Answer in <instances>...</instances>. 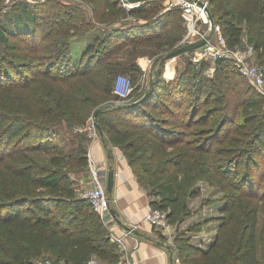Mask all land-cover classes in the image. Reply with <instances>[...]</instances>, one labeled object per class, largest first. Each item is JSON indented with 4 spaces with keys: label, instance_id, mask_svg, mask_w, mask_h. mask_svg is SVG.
Returning <instances> with one entry per match:
<instances>
[{
    "label": "trees",
    "instance_id": "16d2710c",
    "mask_svg": "<svg viewBox=\"0 0 264 264\" xmlns=\"http://www.w3.org/2000/svg\"><path fill=\"white\" fill-rule=\"evenodd\" d=\"M87 1L93 5L91 22L80 26L72 23L76 9L60 0L22 2L18 13L10 11L0 22V47L8 45L11 37L22 39L27 55L41 60L31 71L42 68L40 81L47 82V87L48 82L52 84L43 97L26 107L11 93L16 88L12 67L5 73V81L12 82L0 84V264L45 260L86 264L92 257L102 264H115L118 260V246L111 241L107 224L78 191L79 179L88 172L87 149L79 144L76 153H67L50 145L57 126L64 122L68 128L84 126L98 108L97 121L105 141L122 151L134 173L145 175L137 174V182L154 188L148 192L150 206L164 212L170 226L178 229L193 214L188 201L199 194H187L185 189L192 179L206 180L223 192L216 207L219 215L210 218L219 222L205 248L181 233L172 239L170 250L180 264H264L257 225L264 204V173H259V179L251 173L259 170L258 157L264 156V96L240 89L233 79L238 72L224 59L213 62L216 77L208 79L204 64L209 61L196 67L189 57L184 70L166 82L164 55H158L145 99L136 105H129L134 101L114 105L118 98L114 84L109 88L108 76L119 63L112 57L130 44L133 50L143 44L152 48L153 55L167 54L181 46L183 19L178 8L161 11L162 0H145L130 10L121 0ZM206 1L230 47L243 45L240 21L252 26L245 34L246 43L264 64V0ZM119 20L121 24H112ZM40 23L45 35L39 44ZM83 24L84 31L80 30ZM92 29L98 32L91 34ZM82 41L78 53L75 43ZM100 71L104 76L91 89H80L73 96L65 91L76 79ZM38 81L32 78L17 87L29 89L34 85L28 84ZM54 85L60 89L56 91ZM224 91L237 94L231 112ZM187 94L191 110L185 120L186 113L175 116V110ZM210 103L213 106L207 108ZM80 105L88 107L85 112ZM217 111L223 114L211 133L205 135L202 128L187 139L186 129L206 125ZM207 222L202 220L186 231L199 233ZM159 238L165 240L160 233Z\"/></svg>",
    "mask_w": 264,
    "mask_h": 264
},
{
    "label": "rangeland",
    "instance_id": "374dc122",
    "mask_svg": "<svg viewBox=\"0 0 264 264\" xmlns=\"http://www.w3.org/2000/svg\"><path fill=\"white\" fill-rule=\"evenodd\" d=\"M36 1H42V0H1L0 1V22L1 23L4 22L5 17L10 14V11L14 13H18L19 4H21L22 2L26 3V2H36ZM60 1L64 5L66 4L67 7H74L76 9L77 12L72 11L73 15L76 14L72 20V23L74 24L76 23L78 26H80L82 22H86V21L91 22V18H92L91 14H92V8H93L92 2H88L87 0H82V1L81 0H60ZM170 2L171 0H162L163 9L161 11L164 12L168 9L176 8L174 7V5H172L173 6L172 7ZM122 6H123V3H122ZM55 12L56 11H53L51 12V14H55ZM180 15H181V12H180ZM120 21L121 20H119L117 23L114 22L112 24H115V25L121 24L122 22L120 23ZM40 25L41 26H39L36 30V34H37L36 37H37L39 44H40V39L42 42V39L45 35V29H44L45 26L43 25V23H40ZM240 26L243 29L242 38L246 40L245 34L247 31L252 30V26L247 25L244 21H240ZM176 28L177 27H175V29ZM80 30H83V31L85 30L84 24ZM182 31H183V28H182ZM95 32H98V30L93 31L92 29L91 34ZM44 42L45 40L43 41V43ZM82 43L84 42L82 41L79 44L75 43V45H78L77 47L78 53L83 47ZM151 49L152 48H149L141 44L140 47L133 50L130 44V45H126L125 48H122L121 50L117 51L116 55L112 57V59L118 62L119 64H118V68L116 67L113 70V73H111L108 76L109 88H111L113 84L115 87L117 84H125V83L128 84L130 87L129 95L125 98L117 97L118 99H114V103H113L114 105H123L129 102L138 100L144 95L146 90L149 88V82L151 79L150 73H151L152 63L158 55H165L166 53V52L164 53L161 52L156 55H153L152 54L153 51H151ZM25 50L26 49L24 47V43H22V39L17 40L12 37L8 39V45L6 46L1 45L0 47V84L1 86H8L10 82H12V81H9V82L5 81L6 70L12 67L13 71L10 70V73L15 78L14 80H16V88L12 90L11 93H13L14 95L13 98L22 107L29 106L30 104H32L33 100L43 97L45 91L48 89V87L50 88L52 85L51 83L48 82V87H47V82L40 81L41 80L40 75L42 72V68H39L36 71H31L33 70L32 65L36 61H41V60L34 58L32 55H27ZM41 53L47 54L48 51H43ZM191 55H192L191 53H183L181 55L165 60L164 65H163L164 70L162 72L163 79L167 82V81H170L176 78V76L179 75L184 70V67L186 63L189 61V57H191ZM254 62L257 66L264 69V64L256 60V57H254ZM204 66H205L204 75L206 76V78L208 79L215 78L216 75H215L214 64L209 61L206 64H204ZM169 72H170V75L168 76L167 73ZM85 76L81 77L80 79L79 78L76 79L78 81L74 83V86L66 87L65 91H70V93H72V96H73V95H77L80 89H83V90L91 89V87H93L94 81H100L102 76H104V72L100 71V72H97L96 74H93L92 76H86V77ZM32 78L39 80L36 83L28 84L30 86L34 85L32 88L21 89L17 87V86H20L23 82L29 83L32 80ZM233 79L239 83L240 89H245V90H248L249 92H255V93H258L264 96L262 94L264 93V89L263 90L257 89L256 86H254L250 82V80L240 75H237L236 73H234ZM54 86H55L54 88L56 91H58L57 89H60L59 86H56V85ZM223 90H224V86L222 87V92ZM0 91H1V88H0ZM3 92H6L5 89L3 90ZM236 95L232 91L225 92V98L226 100H230V104H231L229 108L227 109L229 112L233 111V108H234L233 103L235 101ZM189 99H190V94H187L186 101L182 105H180L179 108L175 110V113H176L175 116H179L181 112L184 111L187 114V117H186V114L183 115V117L185 120H187L188 113L191 110L190 102L188 101ZM212 106L213 104L210 103L207 106V108H210ZM79 107L81 110H83V112H85V110L88 108L82 105H80ZM200 114L202 115L203 111ZM222 114L223 113H221L220 111H217L216 114L213 115L212 121L208 122L206 125L204 126L196 125V126H192L189 129H186V132L188 133L187 139L194 138V136L189 135V133L196 132V130L198 131V130H201L202 128H205L203 129V132H205V135L209 132L211 133L215 125L218 123V120L220 119ZM93 119H94L93 114H91L89 117H87V120L84 126H80L76 124V125L71 126V128H68V126L66 125L67 123L65 122L63 123V125L57 126L54 129L55 131H54L53 136L50 138L51 140L50 145H54V144L57 145L63 152L76 153L77 146L79 144H83L85 148L87 149V156H90L91 158H93L91 147L95 143H101V138L99 136L98 130L95 127ZM237 120L241 121L242 119L237 117ZM197 138L199 137L197 136ZM107 150L109 151V149ZM41 155H36V157L41 159L42 158ZM258 160L260 162L259 170L252 171L251 173L253 176L258 177L259 179L261 177L259 173L260 172L264 173V170L262 171V168L264 169V156L263 158H261V156L258 157ZM107 162H108L107 159L104 158L102 160V164L98 166L100 172L102 173V176H104L105 178H106V172L108 170ZM87 169H88V166H87ZM248 169H253V168L249 167ZM86 173L88 177V172ZM137 174L139 175L141 174L142 176H145L140 171L134 174L135 177H137L136 176ZM83 179L84 178L79 179V181L82 180V182H84L85 180ZM79 181H78V184H79L78 188L81 191L80 193L83 194V189L85 188L86 185L82 184L81 182L79 183ZM262 182L263 183L261 184V187L264 186V181ZM137 183L139 187L143 191H145L146 194H148V192L154 191V188H151V187L149 189L144 188V185L140 181H138ZM185 189H186L187 194H190V192H196L199 194V196L196 197L195 199L188 201V206L190 208V211L193 214L188 219H186L178 229H175V227L170 226V233L168 235L170 238H168L167 236H165V240H161L159 236H157V238L160 241H162L164 244H167L170 246L172 244V239L175 238V236L180 235L181 233L183 234L184 237H189L190 242H192L194 245H200L205 248V245L206 244L208 245L209 242L212 241L213 235L215 233L214 232L215 227L218 225V222H219V221L212 220V219L210 221V218H213V216L217 217L216 207L219 201L218 200L219 197L223 196V192H221L215 185L209 184L206 180H194V179L190 181V184L187 185ZM210 201H215V202L211 203ZM261 207H262L261 211L258 214L257 225H258V235H259L260 243L264 245V204H261ZM202 220L209 221V222H207V224L202 228L201 231H199V233L186 231V229L189 226L199 223ZM209 234H212V235H209ZM202 242H204V244Z\"/></svg>",
    "mask_w": 264,
    "mask_h": 264
},
{
    "label": "built area",
    "instance_id": "2783aa9c",
    "mask_svg": "<svg viewBox=\"0 0 264 264\" xmlns=\"http://www.w3.org/2000/svg\"><path fill=\"white\" fill-rule=\"evenodd\" d=\"M123 7L130 10L139 4H129L121 0ZM199 6L189 0H171V6L178 8L181 12L185 33L180 41V45H185L210 34L201 47L191 51V62L197 67L202 61L214 62L217 59L230 60L238 74L256 86L264 89V69L257 66L254 62V48L242 39L243 45L240 47H230L222 35L219 25L210 21L207 16L208 2L201 1ZM173 7V6H172ZM168 9V8H167ZM130 87L128 84H117L114 87V94L119 98H125L129 95ZM88 184L83 189L82 197L88 202L90 208L96 212L106 224V217L110 214V199L108 198L105 177L99 170L98 165L88 156ZM144 220L148 222L160 234L167 236L170 233V225L167 223L166 214L159 209L148 207L145 212ZM132 228L127 233L132 232ZM120 245V256L115 264H134L127 254L128 248L122 241V238H113ZM178 261V260H176ZM38 264H52L45 260ZM86 264H102L95 257L90 258Z\"/></svg>",
    "mask_w": 264,
    "mask_h": 264
},
{
    "label": "crops",
    "instance_id": "0c3cea01",
    "mask_svg": "<svg viewBox=\"0 0 264 264\" xmlns=\"http://www.w3.org/2000/svg\"><path fill=\"white\" fill-rule=\"evenodd\" d=\"M107 147L104 148L102 142L95 143L91 147V152L92 160L98 166L106 158L107 166L114 171L113 187L107 195L110 199V210H113L116 215L110 212L105 221L111 241L118 246V257L121 255L120 245L113 239L114 237L122 238L128 248L127 254L134 264H180L176 261L175 253H171L157 238L158 232L144 220L146 209L150 206V196L139 187L135 173L131 170L122 151L110 144ZM107 149L110 150L109 153ZM108 155L111 157L109 158ZM82 178L85 183L82 180L79 183L87 186V175L80 179ZM78 191L81 192L79 188ZM127 228H132L133 231L127 233Z\"/></svg>",
    "mask_w": 264,
    "mask_h": 264
},
{
    "label": "water",
    "instance_id": "95a60500",
    "mask_svg": "<svg viewBox=\"0 0 264 264\" xmlns=\"http://www.w3.org/2000/svg\"><path fill=\"white\" fill-rule=\"evenodd\" d=\"M124 1L129 3V4H139V3H141V2H143L145 0H124ZM189 1H192V2H194L195 4H197L199 6L202 5L201 0H189ZM206 12H207V16H208V19L210 21V24L213 25V20H212V17L210 15V13H209V10H206ZM210 36H211V32H210V34L206 35L205 38H202L200 40H197V41L185 44V45H181L178 48H176V49L168 52L167 54H165L163 59L167 60V59H170L172 57L178 56L181 53L188 52V51H193V50L201 47L202 45H204L206 40H208L210 38ZM151 84H152V79H150L149 88L151 87ZM149 88L146 90L144 96H142L140 99L130 103L129 105H136V104L142 102L145 99V97L147 96ZM100 110L101 109L99 108V109L94 111V114H93V118L94 119L93 120H94L95 127L98 130L99 136L101 138V142L103 143L104 148H107V142L105 141V139L103 137L102 131H101L100 126H99L98 121H97V115L100 112ZM109 152H110V150L108 151V153ZM108 157L110 158L111 156L108 155ZM113 182H114V171H113V169L111 167H108V170L106 172V178H105V186H106L107 193L111 192L112 187H113ZM110 212L112 214L116 215V213L113 210H110ZM127 229L130 230L131 228H127ZM165 247H167V249H169V251L171 252L169 245L165 244Z\"/></svg>",
    "mask_w": 264,
    "mask_h": 264
}]
</instances>
